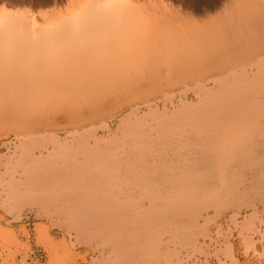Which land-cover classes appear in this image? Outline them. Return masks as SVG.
I'll return each mask as SVG.
<instances>
[{
  "label": "bare ground",
  "instance_id": "obj_1",
  "mask_svg": "<svg viewBox=\"0 0 264 264\" xmlns=\"http://www.w3.org/2000/svg\"><path fill=\"white\" fill-rule=\"evenodd\" d=\"M8 1H10V2L11 1L12 2H14V1L27 2V3H30L32 6L33 5H36V6L41 5L42 6V5H47V4L50 5L52 3H56L59 0H8ZM192 1L196 4L197 2L204 3L207 0H192ZM214 1H212L213 5L218 3V0H216L217 3ZM247 1L248 0H240L239 4L240 3L241 4H240V6L238 5L239 8H236V9L241 10L240 12L243 13L241 15L245 16V17L243 16L244 19L245 18L248 19L247 17H249L247 15V12H249V11H248V8L246 7V6H248V3L253 5V6H251V7H253V9L256 7V4L259 3V1H256V4H253L255 1L252 3L250 2V0L248 2ZM229 2H235V4H236V1H230L229 0ZM260 2H262L263 4L259 3V6L264 7V1H260ZM130 3H132V2L129 0H88L87 4H85V3H84L85 5L81 4L82 6L80 5V7H79V9H81V10L83 8V10H82L83 13L79 12V15L73 13L72 16L71 15L65 16V17L61 16L62 19L60 17L61 20H58L59 21L58 23L56 21L57 19L55 20L56 24H55L54 20H52V21H54V22H52V25H50L51 22H48L49 23L48 26L46 25L47 23H44L45 25L44 24L43 25H44V27L46 26L45 28L44 27L40 28L41 26L39 27L40 24L37 21L38 19L35 18L36 15L34 12H32L33 9H31L29 7H28V9L21 12L20 15H19V13L14 14L10 10H8L6 12V18L0 19V63L7 62L8 64L13 65V66H14V64H16L17 66L25 65L26 64L25 61H27L26 58H30L28 56L31 55L30 54L31 51H29V50H32L33 48H35L34 47L35 44L36 45H38V44L43 45L42 43H49V45H50V43H52V47L50 45V48H51V51H54L58 47V45H57V47H55L56 43H59V41H61V39L63 40L62 41L63 43L60 42V46H59L60 51H62L63 48L66 46L71 47L72 43H75L77 47L80 46V48H83V46H84V47H86V49L90 48L89 50H92L93 49L92 43L96 40V38H94L95 40L92 39L93 41L91 39H89V43H91V46H92V47H90L85 42L88 40V38L85 39V37L83 38L82 35H84L85 33H90V32H92L93 29L96 30V28H98V27L103 28V30H106L105 27L108 28L109 25H112L113 29H114V27H118V26L120 28L124 27L123 26L124 22H122V20H123L122 18L125 17V15L126 16L128 15L127 11L129 10V6H130L129 4ZM227 4L228 5L230 4V3H228V0H227ZM231 4H233V3H231ZM140 5L142 6V4H140ZM140 5L135 6L134 9H136V11H140L139 10V9H141ZM241 5H243V6H241ZM254 5H255V7H254ZM130 7L132 8V5ZM251 7H249L250 10H251ZM137 8H138V10H137ZM231 8H229V9H231ZM226 9H228V7ZM253 9H252V11H253ZM260 9H261V7L259 8V10ZM233 10H234V7H233ZM233 10H229L232 13L231 16H230V14H228L229 11L226 12V14L229 15V18L231 21L233 20V23L231 22L233 24L232 27L236 28V21L237 20H235V17H236L237 13L234 15L235 16L234 17L233 12H232ZM129 11L131 13V9ZM144 11H145V9H144ZM256 11L257 10L255 8V12ZM133 12H134V10H133ZM133 12H132V17L136 16V14L134 15ZM255 12L253 14L254 17L251 16L252 18H254V19H252L253 21H251V19L249 17L250 20L248 22L251 25L254 24L256 21V19H255L256 13ZM260 13H261V11L259 12V14ZM27 14L29 17L33 16L32 17L33 19L31 18V20H33V21H30V20L28 21L26 19V17H28ZM138 15L140 16V14H138ZM227 15H226V17H228ZM249 15H250V13H249ZM261 15L263 16V14H261ZM39 16L44 17L46 15L40 14ZM257 16H256L257 18H259V19L261 18V17H259L260 15H257ZM144 17L146 18V20H144L145 19ZM226 17L224 18L225 20H226ZM231 17H233L234 19ZM126 18H129V16ZM130 18H131V16H130ZM147 18L149 19V17L147 15L144 16V14H142V20H144L145 22L150 21ZM138 19L137 18L135 19V17L128 19L130 21L127 20L128 21L127 24L131 25L130 28H132V24H133V28H134V25L136 26V24H134L135 23L134 20H138ZM259 19L257 20V22H260ZM262 19H264V18H262ZM262 19H261V22H262ZM245 21H244V23H246L248 25L247 20H245ZM120 22H122L121 26H120ZM131 22H133V23H131ZM226 22H227V20L226 21L223 20V24L228 25V27H229V30H227V31L233 32V30L231 29L232 27L230 25L231 23L229 21H228L229 24ZM234 22H235V25H234ZM259 24H258V26L255 24L254 25L259 27L258 29L260 30L261 24H263V23H261L260 25ZM140 25L142 26V24H140ZM148 25H150V24H148ZM240 25H238V27ZM112 26L110 27V29L112 28ZM69 27H72L73 30L80 32V35L77 39L72 40L71 38L68 39L64 36V34L66 33V29L68 30ZM136 27H138L139 28L138 30H140V31L135 30V28H134V30L132 29L135 34L134 33L132 34V31L130 30L131 31L130 34H132L134 37H132L130 35L128 38V35L126 33L128 28L126 29V24H125V27L123 28V29H126L125 30L126 32H124V35L120 34L119 36L122 37V39H123V36H125V33H126L128 40L131 38L130 40H134V41L140 40L139 37L143 38L140 40V41H142V45L144 43H146V45H148V46H149L148 43L151 41L150 39L152 37H153L152 42H154V36L156 39H158V38L160 39V37L157 38L158 33L156 34V32H158L156 30H158L159 28L156 29V28L152 27L154 29V31H156V32H154V33L152 32L149 34L148 32H150V31L143 30V29H145V28H143L144 25L142 28L139 25ZM245 27L246 28L249 27V29L248 28L246 30L243 29ZM245 27H241L242 32H244L243 34L245 36L248 35V38L253 36L254 39H255V37L257 38V36L259 35L258 36L259 38H257V39L261 40V37H262V40H261L262 44H260V43H258V45L256 44L257 45V46L255 45L256 49L252 44L250 46L251 50H249L248 47H245V48H247L245 50V48H244L245 43H242V42L244 41L243 38L246 39L247 37H245L242 34L241 36H243V38H241L240 34L238 35V32L240 33L241 29H236V32H237L236 35L237 36H234L236 32L233 33V36H234L233 39L235 40V42L233 41L231 43H236V46H237V42H239L240 39H242V41H240V43L243 44L241 46H243L244 50H241L239 48H238L239 49L238 50L234 46V48H236L238 50V52L240 50L243 51V52L239 53V55H238V52L237 53L235 52L237 55L233 54L231 52L235 56L229 55V53L231 51L229 46L231 44L229 46L226 45L227 42L222 41V39L224 40V38H221V37H223L222 35H219V37L220 36L221 37L219 39H217L216 41L219 42L221 39L223 45L221 44V41L219 43L214 41L216 38L213 39V37H212V36H214L213 31L209 32V33H211V35L208 34L209 36L212 37V38L210 37L211 38L210 43H212L214 41L215 42L214 44L217 43L216 47H218V49L220 48L219 50L224 51L230 57L232 56L230 61H228L226 58H225L226 61H222L223 59L217 58L219 60V62H218L217 59L214 60V58H216V56L218 57V55H216L217 52L214 54L212 53V55L209 54L211 52H207V51L208 50L211 51L210 46H209V49L205 50V47L208 48V41L207 40L209 39V37H208V39H207V37H204V39L206 41L205 45H202V46L195 45L194 46V44H193L191 46V44L189 45V43H190L189 40L192 38H189V40L187 41L189 36L186 37L185 35H182V34H184V32L182 33L180 31H177L176 33L180 34L179 35V36H181L180 39L182 38L181 41L185 40L184 41L185 45L182 43L181 44H182V46H184L186 48V50H185V48H183L181 46H179V49H178L177 44H178L179 40L176 38H175V40H177V42H175V40L174 41L172 40L173 42L177 43V44H175V47H172V49H171L170 45L174 46V44L168 43L169 47L171 49L170 50L171 55L168 53V51L166 52V49L168 48V46H167L168 44L166 45L167 48L166 49L164 48L165 49L164 54H166V55L168 54L169 56L168 55L165 56L162 53L161 54L163 55V57H162V55H159L160 51H161L160 49L157 51L159 46L156 47L157 49L155 48L156 45L154 46V48L152 47V45H151V47L150 46L145 47L146 50L148 48L149 52L151 51L150 49H152V48L155 50L152 53L151 52L149 54L146 53V54H148L149 58L147 57V58H145V60L148 59V61H149V59L152 58L151 59L152 61H149V63L152 62L151 67H154L151 70L149 68L150 67L149 66L148 70H150V71H148L149 74H146V75H150V73H153L156 77L155 73H157V72L159 73L161 71V69L159 70V68L161 66L162 67L166 66L164 64V62L167 63V60L170 62L167 63L168 68L166 67V69L167 70L171 69L169 67V65L172 68H175V69L178 68V69H176L177 71L175 69H173V71L175 74L177 73L176 75H178L179 79L181 78L180 81H182V78H184L185 76L182 77L181 73L178 74L179 73L178 72L179 71V65H180L178 62H180L181 65L182 64H184V65L188 64L187 66L185 65L187 68H188V66H191L188 69H186V68L184 69L183 65H182V67L180 66V72L183 69H184V72L185 71L188 72L189 70H192V72H193V69H194L197 72V74H198V71H200L199 74H201V73L203 74L202 71H204V72L207 71L208 75L213 74V76H215V74H217L215 77H212L213 82L211 85H207L206 83L202 82L203 84L197 85L193 88L195 96L197 98L195 101L190 102V101L181 99V101H180L181 106L177 107L176 109H174L172 111L169 110L167 107V103L169 101L173 102V100L171 98L172 96L168 95V97L163 102V107H162L160 102H159L160 104H155V105L148 104L147 105V107H148L147 111L148 112L145 115H143L141 117L134 116L135 115L134 112H136V110H139L140 107L137 105L136 106L134 105V107L130 108L129 105L132 104L133 102L137 101V100H135L137 98L142 99V98H147V97H152V96L155 97L154 96L155 93L158 95L157 92L159 89L157 90V88H160V86L162 87V84H159V82H157L156 79H153L155 81L152 82L153 81L152 80L151 81L152 83L157 82L159 84V86H158V84L157 85L154 84L157 86V88L154 87V91H156V90L157 91L153 93V91H149L153 87V84L151 83L152 87H150L149 85L146 87V85H147L146 83L148 82V80H146L147 82L145 83V86H144V84H143V86H144L145 90L147 89L149 95H145V97H143L142 91H144V88H142L143 87L142 82L144 83L145 80L143 81L142 77L141 78H135V76L134 77L131 76L132 79H130L127 76L124 77V75L126 73L123 75V77L121 76V78H118V77L117 78L116 77H100V76L97 77L96 76V78H87V77L81 78L80 77V78H72L71 79L69 77V78L64 79V77H62L63 79H60V78L54 79V78L50 77V78H46V79L40 78L41 80H39V78L36 77L38 79L35 80L36 78L34 77L33 79L36 81V83L34 82V84H33L34 87H35V84L37 87L39 85V88L41 85L43 86L44 84H46V88H43V89H46V92L40 93V90L43 91L41 88H40V90L37 88L38 89L37 92H34V93L29 92V91L25 92L24 90H26V88H27V87H25V89L23 90L24 92H22L20 94H19V92H18V94L15 93L14 90H12L14 93L11 92L10 90H7V89H12L9 87L10 85L12 87H13V85L17 86L16 88H18V84L17 85L13 84L14 80L16 81L15 78L10 79L11 76L8 79L7 78L5 79V77H0V121L2 122L3 119L5 118L4 123L2 122V124H1V122H0V124L2 126H6L7 125L6 120L9 121L8 117L10 118V116L13 115V117L10 118L11 121H9V122L11 123V122H15L17 120L18 122L16 121L15 124L14 123H11V124H14V126L13 125L12 126L15 129H16V127H15L16 125L17 126L20 125L17 127L18 130H16V131H17V133L20 134L19 137H21V134L22 135L25 134L24 138H26L25 136L27 133L28 134L29 133L31 134L32 132L34 133L33 130L39 131V129L42 130L43 128L47 129L49 127L51 128L52 126H53L52 128L56 127L57 126L56 124L58 121H56V119H55L56 124L54 123V116L55 115L54 114L52 115L51 113H57V111L59 110L58 111L59 113L56 114V115H58V114L64 113V111H65L66 113H64V116L67 114V116L70 118L69 119L67 118L69 121L65 120L66 122L65 121L64 122L65 123L68 122L69 124L67 123L66 125L69 126V128H72L71 133L69 134L70 136H68V135L67 136L69 138H71V141L72 140L75 141L74 140L75 138H76V140L77 139L79 140V141H77V143L75 145H67V144L63 145L62 143L59 144V141H56V142H58L57 144L54 141H36V142L35 141H32V142L29 141L26 144H23L24 142L22 143L20 141L16 145L15 151L13 150L14 153L12 152L13 154L11 153L8 156L9 157L8 159H10V158L13 159V157H14L15 160L13 161V163L14 162L19 163L20 162L19 160H21V161L24 160L23 162L27 161V163H25V166H27L26 170H25L26 175L27 176L28 175L33 176V177L37 176L38 178H34V179L30 180L29 179L30 177L28 176V177H26V179L24 181H21V178L19 180L14 176L9 177L10 174H7V173H8V171H11V168H13V165L10 163L11 162V159H10L9 163H5L6 169H5V172H3L5 174L7 171L6 176H8L9 179L7 178V180H5V182H4L1 180L2 177L0 175V177H1L0 178V180H1L0 186L2 185L1 184L2 182L4 183L3 185H7V186H5V188L7 187L6 188L7 191H4L5 189L3 190V188H4L3 185L1 186L2 190L6 193L4 194V192H2L0 190V193L2 192L4 194L3 196L1 195L2 197H0V203H1L0 208L4 207L5 211L7 209V211H10V212H18L20 210L19 211V214H20V213H22L21 210H23L24 207H26V205L30 204L29 206H31V208H32L34 205L38 204V205H36V206H38V211H39V212L37 211L38 216H39V214H41V215L45 216L46 219L49 218L50 222L52 220L57 221V222H52V223H54V224L59 223L57 225H60V226L63 225V227L65 226V228H66L65 230H68L67 232H69V234H70V232L74 233L77 241L86 243L87 245L89 244L92 247V245L95 244L94 243L95 241L100 240V243L98 242L99 244L96 243V244H98V245H96L97 249H98V247H100V248L104 247V250H106L105 249L106 245H107V247H109V246L111 247V251L110 250H109V252L105 251L106 253H102L99 250L101 255L97 256V257H93L92 264H166V262H170L171 264H179L178 263L179 261L176 260V254H177L176 252H177L178 248L177 249L173 248V250H169L167 248H164L163 247L164 235L165 234L170 235L171 242L177 243L179 240L177 239L176 234L178 235V232H180V233L185 232V233H183L185 236V240L182 242L180 241V244L190 245L193 249L197 250V247H196L197 244H196L195 240H196V236L199 232V228H200V230H202L201 233L206 232L205 235H207V234L209 235V233H207V226L206 225L209 223L210 217H204V222L199 227V225H196L197 224V217L203 216V213L201 215H198V216H196V215H197V212L201 211L202 209H207L209 207H214L215 211H217V212L221 211L222 209L227 208L230 205L231 206H237L238 208H241L244 206L247 207V209L244 210V212L241 214L242 220L240 222L238 221L236 224L238 225L239 231L243 235L244 240L246 242L250 243V241L252 240V235L256 232V228H255V227H257L256 220L261 218V221L264 222V217H260V215H259L260 213L258 210V205H259V203H261L262 208H263L262 213L264 216V42H263L264 41L263 40L264 29L260 30V31H263L262 32L263 34L262 33L258 34L259 33L258 31H256V32L253 31V30H255L253 28L254 26L248 25ZM257 27H255V28H257ZM152 28L148 27L146 30H153ZM263 28H264V26H263ZM237 30H239V31H237ZM247 30H249V32H252L253 35H249L250 34L249 32H247V35H246L245 33ZM135 31L139 32L137 34L138 39H137V35H136ZM141 31H142V33H141ZM209 31H211V30H209ZM166 32H168V31H166ZM190 32H189V34L193 33V32H191V33ZM159 33H161L160 30H159ZM171 33L169 31V35L166 37L169 40H170L169 36ZM176 33L174 32V34H172L171 36L178 35ZM217 33L218 32H216V34ZM115 34H118V33H115ZM139 34L141 36H139ZM143 34H147V35L143 36ZM254 34L255 35L258 34V35L255 36ZM192 35H193V37L196 36L195 33H193ZM116 36H118V35H116ZM147 36H149V37H147ZM150 36H151V38H150ZM163 36L165 37V35H163ZM183 36H185L186 39H183V38H185ZM106 37L108 38V37H110V35H108ZM106 37H104V39ZM120 37H119V40H121V41H119V40L118 41L115 40V41L122 42L123 40L120 39ZM91 38H93V37H91ZM100 38H101V36L99 37V39ZM117 38L118 37H115V38L113 37L112 38L113 40L111 39L112 42H114V39H117ZM127 38H125V39L127 40ZM163 38H162V40H163ZM253 38H252V40H249V42H251V41L255 42L256 39L254 40ZM101 39L103 41L106 40V39L104 40L103 38H101ZM171 39H173V38H171ZM212 39H213V41H212ZM90 40L92 42H90ZM111 40H110V42H107L108 43L107 47L109 46L108 48L107 47L103 48V45L105 46L106 42H103V45L99 42L102 45L101 47L103 48V50H99V51H103V53H104V51H106L105 52L106 54L109 52V54H111V55H109V56L107 55L108 57H110V56L113 57L112 51H114V47H117L116 45H113L114 46L113 48H112V46H110L113 44L111 42ZM126 40L124 43L122 42L120 47L122 50L125 49V50H123L124 51L123 53H125V54L127 53L126 55H132L133 52L131 51L132 53L130 52L131 53L130 54L129 53L130 50H127L130 48L129 46H131L132 44L129 45L127 42L130 43V40L129 41L127 40V42H126ZM144 40H145V42H144ZM148 40H149V42H147ZM164 40H165V38H164ZM169 40H168V42H169ZM260 40L259 41L257 40V41L260 42ZM64 41L70 43V45H68ZM97 41H99V40L97 39ZM84 42H85V45L84 44L81 45ZM165 42H166V40H165ZM186 42H188V43H186ZM99 43H98V45H99ZM131 43H132V41H131ZM155 43H156V41H155ZM240 43H239V45H240ZM162 44H164V43H162ZM181 44L179 42V45H181ZM186 44L188 46H186ZM218 44H221V45H218ZM118 45H119V43H118ZM146 45L144 44V46H146ZM247 45H248V41H247ZM124 46H126L127 48ZM135 46L136 45H134V47H131V48H135ZM190 46L193 47V50L197 48L199 50V52L195 51V50L191 51L190 49H192V48ZM221 46H225L226 48L223 47L224 48V50H223V48ZM241 46H238V47L241 48ZM67 47L64 48L65 51H68ZM73 47H74V45H72L71 48H73ZM101 47L97 48V45H96V47H94L93 50L96 49L95 52H97V50ZM176 47L178 50H176ZM200 47H201V50H200ZM212 47H214V46L212 45ZM61 48H62V50H61ZM174 48H175L176 52L173 53L172 50ZM202 48H204L203 52L209 54L208 55L209 57L206 54H202L203 53ZM161 49H163V46ZM212 49H214V48H212ZM231 49H233V48H231ZM122 50L118 51L119 55L121 53L120 51H122ZM146 50H144V51H146ZM184 50H185V52H184ZM27 51L29 52L30 55L28 53H26ZM60 51H56L55 53H58ZM137 51L139 53V51H141V50H139V48H138ZM178 51H181V52H178ZM182 51L186 55L185 54L183 55ZM213 51L215 52V49ZM135 52H136V50H135ZM154 52L155 53L157 52L156 55ZM158 52H159V54H158ZM177 52H178V54H177ZM192 52H194V53H192ZM197 52L198 53L201 52L202 55L206 56L205 59L201 56L203 58V60H205L206 63L201 59V57H200V59H201L202 63H200L199 57L197 60V56H196V60H194ZM146 54L144 53L143 55L145 56ZM189 54L192 56L194 54L193 63H192L194 67L192 65H190L191 63L189 60L187 61V58L190 56ZM65 55L71 57V55H69V53H66ZM137 55H139V54H137V52H136V54L133 55V57L137 56ZM143 55H140L139 58L142 59ZM149 55H151V56H149ZM158 55L160 57H162V60L164 61L163 63L161 62V60H159L160 57ZM214 55H215V57H214ZM25 56H26V58H24ZM83 56H84V54H83ZM95 56H97L96 53H95ZM170 56L171 57L174 56V58L173 57L171 58ZM176 56H177V58H176ZM180 56H182V58H183L182 61H180L182 59ZM211 56H213V57L211 58ZM164 57H166V58H164ZM185 57H186V61H184ZM219 57H220V55H219ZM91 58H93V57H91ZM206 58H207V61H209L210 58L213 59L214 63H212L213 62L212 60L207 62ZM141 59H140V61H141ZM171 59L174 61L172 62ZM155 60L160 61V63L157 61L154 64L156 66L153 65ZM38 61H40V60H38ZM194 61H197V63L198 62L199 63L196 65V63ZM129 62H131V61H129ZM129 62H128V66L133 65L132 62H131L132 64L131 63L129 64ZM144 62H146V61H144ZM134 63L136 65V61ZM170 63H173V64L171 65ZM174 63H175V65L177 64L178 66L176 65L177 67H175ZM207 63L208 64L210 63L209 64L210 67L207 66L208 65ZM250 63H253L252 67H247L248 64H250ZM143 64H144L145 69H147V66H148L147 62L143 63ZM145 64H146V66H145ZM202 64H204L205 67ZM34 65H36V63ZM124 65L127 66V64H124ZM140 65H142V64H140ZM157 65H159L160 67L159 66L157 67ZM163 65H165V66H163ZM201 65H202V67H201ZM29 66H31V65H29ZM114 66H117V68H118V63H117V65L115 64ZM120 66H123V65H121L119 63L118 69H121ZM137 66H138V64H137ZM137 66H136V68H137ZM156 67L158 69L157 72H156V70H157ZM117 68H116V70H118ZM195 68L196 69L199 68V70H196ZM205 68H206V70H205ZM105 69H107V72H109V71H110V73L113 72L109 68H105ZM105 69H103L104 71L98 70V72L101 71L100 74L102 73V71L107 73ZM130 69H132V68H130ZM162 69H164V68H162ZM209 69H210V71H209ZM87 70L88 69H86L85 71L87 72ZM27 71L29 72V70H27ZM85 71L83 70L84 73H85ZM138 71H139V69H138ZM163 71H164V73H160V75L165 74V70H163ZM195 71L193 72V74L196 73ZM12 72H14V71L12 70ZM118 72H119V70H118ZM124 72H125V70H124ZM134 72L136 73V71H134ZM189 72L186 74L184 73V74L186 76L191 75L192 73L191 72L189 73ZM209 72H210V74H209ZM32 73L35 74V71ZM113 73H112V75H113ZM128 73L131 74L130 71H128ZM12 74H14V73H12ZM16 74H17V72H16ZM116 74H114V75H116ZM142 74L144 75V71H142ZM153 74H151L152 76L150 75L151 78L154 77ZM193 74H192V76H193L192 78L190 77V78L186 79V77H185V79H186V80L184 79L185 82L189 81V79H191V81L193 78L195 79L197 75H195V74L193 75ZM118 75H120V74H118ZM169 75H170V73L168 70V72H166V74H165L166 78H165V76H164V78H162L163 76H161V78H159L160 83H162L164 81L163 82L164 85L161 88V91L159 90V93L162 92L163 89L165 90L166 87L168 88L170 85H171L170 87H172V86H175L177 84H180V82L176 83V81H174L175 80V78L173 77L174 75L173 76L172 75L169 76ZM176 75H175V77H177ZM203 75H205L204 76V78H205L206 74H203ZM203 75L201 77H203ZM38 76H42V75H38ZM171 76H172L171 79H167V78H170ZM13 77H15V75L12 76V78ZM22 77H24V76H21L20 78H22ZM30 78H32V76H30ZM145 78H146V76H145ZM148 78H150V77H148ZM178 78H176V79H178ZM210 78H211V76H210ZM20 80H17V81H20ZM165 80H167V82L169 81V84L170 83L171 84L170 85L167 84V82H165ZM200 80H202V78ZM23 81H24V83L26 82L25 80H23ZM173 81H174V83H173ZM177 81H179V80H177ZM196 81H197V79H196ZM28 82H29V79H28ZM182 82H181V84L185 83V82H183V83ZM204 82H206V81H204ZM25 84L27 85V83H25ZM30 84H31V81H30ZM30 84L28 87H30L32 85V84L31 85ZM165 84H167V86ZM192 84H194V83H192ZM55 86L56 87L58 86L57 90H59V91H56V90L53 91L54 88L56 89ZM149 87H150V89L148 90ZM175 87L177 88L178 86H175ZM16 88L14 87L15 90H16ZM23 88L24 87H22V89ZM35 88L32 87L31 90L36 91ZM155 88H156V90H155ZM173 88H172V90H173ZM176 88H174V89H176ZM179 88H181V85ZM22 89H21V91H22ZM164 90H163V92H164ZM147 91L145 93H147ZM175 91L178 92V90H175ZM27 92H28V94H27ZM150 94H152V96ZM159 96L160 95H158V97ZM152 99L154 100V98H152ZM155 99H156V97H155ZM159 99H157V101ZM161 100H162V98H161ZM147 103H149V102H147ZM154 103H155V101H154ZM149 106H150V108H149ZM151 106H155V107L152 108ZM127 107L130 109L124 116L121 117V119H120L121 121L119 123V125H120L119 128L121 129V132H123L122 138L124 141L113 142L112 144H109V145L98 144L96 142L94 144H91L88 141V138H89L88 134H84V133H86L88 130L93 129V128L89 127V126L93 125V122H95V121L97 122V121L101 120L103 118L101 116L104 115L105 113L107 114L108 110H110L112 108H113L112 109L113 113H114V110H116L114 108H117V111H115V112H117V114L119 112L118 115H120V112L124 111V109ZM60 111L61 112L63 111V112L60 113ZM132 113L134 115L131 116ZM46 114H48L50 117ZM115 114H111V115L114 116ZM109 115H110V113H109ZM60 117H63V116L60 115ZM14 118H15V120H13ZM51 120H52V122H51ZM9 122H7L8 125H9ZM20 122H22V123H20ZM16 123H20V124H16ZM47 123H49V124H47ZM50 123H51V125H50ZM59 123H61V122H59ZM71 123H74V124H71ZM3 124H5V125H3ZM22 124H24V125L27 124V126L24 127V126H22ZM37 124H38V126H37ZM42 125H44V127ZM45 125H47L46 128H45ZM59 125L62 127L61 124H59ZM10 127L9 126H7V128L4 127V129L6 128L8 130V128H10ZM13 127H11V128L13 129ZM61 127H60V129L65 128V127L64 128H61ZM52 128H51V130H52ZM31 129H33V130H31ZM58 130H59V127H58ZM13 131H15V130H13ZM8 132H10V130H8ZM142 132L146 136L149 137V140L142 141ZM67 133H69V132H67ZM78 133H82V135L77 136ZM28 134H27V139H29L30 137L35 138L34 136L29 137ZM50 135L46 138L47 140H54V139L56 140L57 139L56 137H52ZM153 136H154V138H152ZM22 139H23V136H22ZM161 139L164 141H168L171 139L178 141V145H175L174 149L179 150V151H186L187 153L192 152L190 154H192L194 156V161H192L189 158H186L185 156L180 154L182 156L180 157L178 163L173 164V162H172V163H170V165L169 164L168 165L163 164V170L165 172L164 175L159 177L158 179H153L149 175L152 174L151 169L156 167V163L159 160L152 158V160L150 161L147 158H143V157L147 156L148 154H152L154 151H157L156 146L159 144L160 141H156V140H161ZM189 141H193V142H189ZM50 143H52V145L54 143L55 145L53 146V150L48 152V150L46 148L48 147V145H50ZM191 143L192 144L195 143L194 146H192ZM170 145H172V142H167L166 146L169 147ZM36 148H38V149L42 148L43 150H46L48 153L46 155L44 154V156H42L41 154L40 155L38 154L39 156L35 155L36 153H34V152H35ZM99 151H101V152L99 153ZM153 155H156V154H153ZM0 158H1L0 159V162H1V160H3V159H2V157H0ZM6 159L7 158H5V160ZM5 160L3 161V163L5 162ZM64 161L70 162L72 164H77V162H78V165H79L80 161H83V162H85V163H83V166H88V168L83 171V168H80V166H82V165H80L78 167L74 166L71 169V173H70L69 177H65L64 167L62 164ZM142 161L144 162L143 165L147 166V168L143 169V170H142ZM23 162H22V165H23ZM1 164H2V162H1ZM10 164L12 165L11 168L9 167ZM3 166H5V165H3ZM35 166H38V167H35ZM89 169H92L93 171L89 172ZM15 173H17V172H15ZM4 178H6V177L4 176ZM84 187H88L91 189H87ZM69 191H71V192H69ZM63 192H65V195H67L68 193L74 194V192H75L76 195H74V197L80 198L79 200H82L84 203H86V201H88V203L91 201H94L92 199L93 193L99 194V196L102 197V202H101V204L97 205L96 207H98V210H100V208H106L108 210V215H107L108 221L106 223H102V222H96L94 220H91L94 222V223L91 222V224L97 225V227L94 228L92 225L89 224L90 220L85 221L81 217L80 218L83 221V222L79 221L81 224L76 222L78 220L73 221L72 219H70L72 217V215H67L69 217V218H67L68 220L64 219V217L66 215V213H65V215L63 216V214H64L63 210L64 209H65L64 212H67L69 214V211H70V214L72 213L71 210L66 209V206L68 205L69 201H67L68 203L65 207H63L64 208L63 209L62 208L63 205L56 206L54 204V202L50 201L48 199V195H44L42 198L40 196V198H39L40 193H43V194L49 193L50 194L49 196H52V194L54 193L57 196L58 193H59V195H61V193H63ZM28 194H31V195L28 196ZM73 194H72V196H71V194L67 195V196L73 197ZM73 199L75 200V198H73ZM74 200H73V202H74ZM60 202H61V200H60ZM70 203H72V201H70ZM76 205L78 206V202ZM79 205H81V203ZM85 206H86V204H85ZM60 207L63 210H60ZM27 208L30 209L29 207H27ZM33 208H35V207H33ZM77 208H80V207H77ZM71 209H72V207H71ZM36 210H37V208H36ZM86 210H87V208H86ZM7 211H6V214L8 215L9 213ZM32 211H33V209H32ZM83 211L85 212V210H83ZM88 211H89V208H88ZM116 211H121L122 214L121 215H119V213L114 214ZM73 212L75 213V211H73ZM90 212H92V211H90ZM90 212H89V215H90ZM241 212H242V210H241ZM79 213H80V210H79ZM81 213H83V212L81 211ZM35 214H36V212H35ZM113 214H114V216H113ZM238 214H240V213H238V209H237V211L235 212L234 215H238ZM0 215L5 216L4 213L0 214ZM41 215L39 217L40 219H41ZM83 215H84V213H83ZM85 215H87L86 212H85ZM9 216H10V214H9ZM61 216H63V219L61 218ZM18 218H20V216L18 217V215H17L16 219H18ZM77 218L80 220L79 217H77ZM178 218L186 219L187 224L185 226H183L182 228H179V226L177 224ZM50 219H52V220H50ZM98 220H99V218H98ZM35 224H37V223H35ZM38 224L40 225L39 222H38ZM41 224L43 225V223H41ZM54 224H52V225H54ZM39 225H36V226L38 227ZM0 227H2V226H0ZM50 227H52V226H50ZM91 227L94 228V231L98 228L97 231H100V232H98V233L94 232ZM3 228H5V227H3ZM44 228L47 229L46 225H45V227H43V229ZM210 228H211V226H210ZM258 228H259V225H258ZM36 229L34 228V230H36ZM40 229H41V227H40ZM260 229L262 230V228H260ZM8 230L10 232H12V230H10V228H9V229L5 230V232H3V233H8L9 232ZM230 230H232V229H230ZM1 231L2 230H0V232ZM3 231H4V229H3ZM103 231L104 232L106 231L105 234L103 233ZM43 232L46 233L47 237H50V236H48L49 234L47 232H45V229H44V231L42 230V233ZM211 232H213V230ZM260 232H262V231H260ZM25 233H26V231H25ZM72 236H73V234H72ZM200 236H201V234H200ZM2 237H4V236H0V238H2ZM39 237H41V236H39ZM66 238H64V239H66ZM3 240L6 242L5 239H3ZM238 241H240V240H238ZM11 242L7 241L6 242L7 244L4 242L3 243L7 246L8 243H11ZM14 242L15 241L13 239L12 243H14ZM46 242L49 244L48 241H45L44 244H46ZM52 242H53V240H52ZM52 242H51V244H52ZM57 242H58V240H57ZM55 243L56 242H54L53 244H55ZM58 243L59 244L62 243V244H60L61 245L60 248L63 247V249L65 248V246L69 245L65 241H63V242L61 241ZM65 243H66V245H65ZM83 243H81V244H83ZM239 243L240 242H238V244ZM19 244H21V243H17V246ZM44 244H43V247H44ZM48 244H46L47 248H48ZM51 244H49L50 252H51V250H53L52 249L53 247ZM76 244H79V243L76 242ZM86 244H85V246H86ZM108 244H110V245H108ZM260 244H262V243H260ZM10 245H12V244H10ZM32 245H34V244H32ZM89 245H88V247H89ZM255 245H256V243H255ZM57 246H58V244H57ZM26 247H27V245L25 246V248ZM91 247H89V248H91ZM239 247H242V245H240ZM255 247L258 248L260 246L256 245ZM56 248H58V247H56V245H55L54 250H57ZM260 249H262V248H260ZM232 250H234V249H232ZM67 251L69 252V255L71 254V256L73 254L72 252H74L73 250H71V252H70L69 249L66 250V253L64 251V254H63V252H61L62 256L64 255V257H63L64 259H68L70 257V256L69 257L66 256V255H68ZM222 251H224L227 255H229L231 253V246L228 243H226L225 245H223ZM256 251H257V249H256ZM94 252H96V251H94ZM233 252H235V251H233ZM75 253H77V252H75ZM56 254H58V253H56ZM74 255L75 254H73V256ZM77 255L78 254H76V256ZM82 256H84V255H82ZM6 257L8 258L9 256L7 255ZM74 257H70V258H74ZM7 258H6V260H7ZM10 258L14 259L12 256ZM61 258L62 257H60V259ZM63 258H62V260H63ZM57 259L53 258L51 263H53V262L56 263L58 261L60 262V259L59 260H57ZM54 260H56V261H54ZM71 260L72 259H70L69 261H71ZM73 260H75V259H73ZM73 260H72V262H73ZM11 262H7V263H11ZM21 264H23V263H21ZM49 264H50V262H49ZM56 264H58V263H56ZM59 264H61V263H59ZM90 264H91V262H90ZM244 264H246V263H244Z\"/></svg>",
  "mask_w": 264,
  "mask_h": 264
},
{
  "label": "rangeland",
  "instance_id": "obj_2",
  "mask_svg": "<svg viewBox=\"0 0 264 264\" xmlns=\"http://www.w3.org/2000/svg\"><path fill=\"white\" fill-rule=\"evenodd\" d=\"M129 1H131L132 3H130L129 5L131 6L132 5V8L129 6V10L131 9V13H130V11L128 10L127 11V16L125 15V17H123L122 19V22H124L122 25L125 27V24H126V29H127V32L125 31L126 29H123L124 27H114V29H113V26L112 25H109L108 26V28L107 27H105V29L106 30H103V28H101V27H98V28H96V30H92V32H90V33H85L84 35H82V37L84 38L85 37V39H87L88 38V40L87 41H85L87 44H88V46H90V47H92L91 46V43H89V39H94V38H96V40L92 43V45H93V49H94V47H96V45H97V48L98 47H101L102 45H103V42H106V44H105V46L103 45V48H105V47H107V45H108V43L107 42H110V40L114 37H118L117 39H114V42H112V40H111V42L113 43L112 45H110V46H112V48L114 47L113 45H116L117 47H114V51H112L113 52V54H112V56L113 57H108L109 55H111V54H109V52L106 54L105 52L106 51H104V53H103V51H99V50H103V48L101 47V48H99L98 50H97V52H95V50H89V49H86V47H84L83 46V48H80V46L79 47H77L76 46V44L75 43H72L71 44V47H72V45H74V47L73 48H71L70 46H66L67 47V50L68 51H65V49L64 48H66V47H64L63 48V50H62V48H61V50L62 51H60L59 50V46H60V42L61 43H63L62 41V39H61V41H59V43H56V45H55V47H57V45H58V47L54 50V51H51V48H50V45H51V47H52V43H50V45H49V43H42L43 45H41V44H38V45H34V47L35 48H33L32 46V50H29V51H31L30 52V54H29V52L27 51L26 53H28L30 56H28V57H30V58H26V56L24 57V58H26L27 59V61H25V65H20V66H17L16 64H14V66L13 65H10V64H8L7 62H5V63H0V77H5V79L7 78H10V76H11V78L10 79H16V81L14 80V82H13V84H18V88H16L17 86H14L13 84V87L10 85L9 87L10 88H12V89H7V90H10L11 92H13L12 90H14V92L15 93H17L18 94V92H19V94L20 93H22V92H26V91H29V92H37V90L39 89L40 90V88L43 90V91H41L40 90V93H42V92H46V89H43V88H46V84H44L42 87L40 86V88H39V85H38V87L36 86V84H35V87H34V82L36 83V81L35 80H37L38 78H39V80H41L40 78H54V79H63L62 77H64V79H66V78H83V77H87V78H96V76L97 77H118V78H121V76L123 77V75H124V77H129L130 79H132V77H134L135 76V78H141L142 77V79H143V81H144V83L142 82V86H143V84H144V86H145V83L147 82L146 80H148V82L146 83L147 85H146V87L149 85L150 87H152V84H153V87L151 88V90H149L150 89V87L148 88V90L149 91H153V93L154 92H156L158 89L161 91V88L163 87V82L162 83H160V81H159V78H161V76H163L162 78H164V76H165V74H166V72H168V70H169V73H170V75H174L173 77L175 78V80L174 81H176V83L178 82H180V84H177V85H175V86H178L177 88L175 87V86H172V87H170L171 85V83L169 84V81L167 82V80H165V82H167V84H169L168 86V88L166 87V89L164 90V92H163V90H162V92H160L159 93V90H158V95H160L159 97H158V95L156 94H154V96L156 97V99H155V97H153L152 96V94H150L152 97H147V98H140V99H135V100H137V101H135V102H133L132 104H130L129 106H130V108L131 107H134V105L136 106H139L140 108H139V110H136V112H134V114L132 113L131 114V116L132 115H134V116H137V117H141V116H143V115H145L148 111V107H147V105L148 104H151V105H155V104H160L161 103V105H162V107H163V102H164V100L168 97V95L170 96H172L171 98H172V100H173V102H171V101H169L168 103H167V107H168V109L169 110H174V109H176L177 107H180L181 106V103H180V101H181V99H183V100H187V101H190V102H193V101H195L197 98H196V96H195V93H194V90H193V88L195 87V86H197V85H200V84H203V83H206L207 85H211L212 84V82H213V78L212 77H215L217 74H215V76H213V74H211V75H208V73H207V71H202L203 72V74H206V77L204 78V76L205 75H203L202 73L201 74H199L200 73V71H198V74H197V72L193 69V72L195 71L196 73H194L195 75H197L196 76V78L194 79H192V81H191V79H189V81H186L185 82V80L187 79V78H192L193 76H192V74H193V72H192V70H189L192 74L191 75H185L186 73H188V72H184V69L186 68V69H188L189 67H191V66H188V68L184 65V64H182L183 66H184V69L183 70H181V72H180V66L182 67V65H181V63L180 62H176L178 65H179V73L178 74H182V77H186V79H185V77L184 78H182V81L183 82H185V83H183L182 81H180L181 80V78L179 79L178 78V75H176L175 73H174V71H173V69H175V68H172L170 65H169V67L171 68V69H166V67L168 68V66H167V63L168 62H170V61H168L167 60V63H165L163 60H162V57H163V55L162 54H164L165 53V49L167 48V46H168V48L166 49V52L168 51V53L170 54L171 53V49H172V47H175V44H177V43H175V42H177V40H175V38L176 39H178L179 41H178V49H179V46H181V47H183V48H185L184 46H182V44H184L185 45V40L184 41H181V39H180V37L181 36H179L180 34H178V33H176L177 31H180V32H184V34H182V35H185L186 37H188V39H187V41L189 40V38H192V39H190L189 40V45L191 44V46L194 44V46L195 45H197V46H202V45H205V39H204V37H207V39H208V37H209V39L207 40L208 41V48H206L205 47V50H207V49H209V46H210V48H211V51H207V52H211V53H209V54H211L212 55V53L214 54V53H216V55H218V57L216 56V58H214V60L215 59H217V58H221V59H223L222 61H226L225 60V58L228 60V61H230L231 60V57L230 56H228V54L227 53H225L224 51H222V50H219L218 49V47H216V44L217 43H219L220 41H221V39H220V41L219 42H217L216 40L217 39H219L220 37H219V35H222L223 37H221V38H224V40L222 39V41H226L227 43H226V45H230L229 46V48H230V53L232 52L233 54H236L237 52H238V50L239 49H241V50H244V48L245 47H248L249 48V50H251L250 49V46L253 44V46L255 47V49H256V46L258 45V43H260V44H262L261 43V40H262V37H261V40L260 39H257V38H259L258 36V34H261L263 31H260V30H262V29H264L263 28V26H264V19H262V18H264L263 16H264V7H262V6H259V3L260 4H263L262 2H260V1H264V0H250V2L252 3V2H254L253 4H256V1H259V3L258 4H256V7H255V5H254V7L256 8V10L258 11L259 10V8L261 7V9L257 12H255V8L253 9V7H251V6H253L252 4H249L248 3V6H246L247 8H248V11L249 12H247V15L250 17V19H251V21H253L252 19H254V18H252V17H254V12L256 13V15H255V19H256V21H255V25H257L258 26V24L261 22V19H262V22L261 23H263V24H261V29L259 30L258 28L259 27H257V26H255L254 24H249V17H247L248 19H244V17L241 15V14H243V13H241L240 11L241 10H239V9H236V8H239V6H240V4H239V1L240 0H230V1H236V4H235V2H229V0H228V3H230L229 5L227 4V0H218V3L216 2V0L214 1V0H207V1H205L204 3H199V2H197L196 4L192 1V0H129ZM212 1H214V2H216L217 4H215V5H213V2ZM249 1V0H248ZM247 1V2H248ZM88 3V0H59L58 2H56V3H52V4H50V5H40V6H36V5H31L30 3H27V2H18V1H14V2H10V1H6V0H0V19L1 18H3V19H5L6 18V12L8 11V10H10L11 12H13L14 14L16 13V14H18L19 13V15H20V13L21 12H23L24 10H26V9H28V7L29 8H31V9H33V11L32 12H34L35 13V18L36 19H38L37 21H38V23L40 24L39 25V27L40 28H43L44 27V23H47L46 25L48 26V22H51L50 23V25H52V22H54L56 19V21H57V23L59 22L58 20H61L62 19V17H65V16H72L73 15V13L74 14H78L79 15V12L81 13L82 12V10H83V8H82V10L81 9H79V7H80V5L82 4V5H85V4H87ZM209 2V3H208ZM242 2V1H241ZM85 3V4H84ZM136 3V4H135ZM231 3H233V4H231ZM140 4H142V6L140 5ZM212 4V5H211ZM81 5V6H82ZM137 5H140V7H141V9H139L140 11H136V9H134L135 8V6H137ZM234 5V6H233ZM239 5V6H238ZM224 6V7H223ZM241 6H243V5H241ZM259 6V7H258ZM148 7V8H147ZM228 7V9H226ZM232 7V8H231ZM233 7H234V10H233ZM249 7H251V10L249 9ZM229 8H231V9H229ZM143 9V10H142ZM144 9H145V11H144ZM148 9V10H147ZM150 9V10H149ZM236 9V10H235ZM252 9H253V11H252ZM133 10H134V12H133ZM137 10H138V8H137ZM227 10V11H226ZM229 10H233L232 12H233V16L236 14V17H235V20H237L236 21V28H234V27H232L233 26V20L231 21L230 20V18H229V15H227L226 14V12H228ZM78 11V12H77ZM136 11V12H135ZM237 11V12H236ZM239 11V12H238ZM261 11V13L259 14V12ZM77 12V13H76ZM132 12L134 13V15L136 14V16H134L135 17V19L137 18H139L138 20H134V24H136V26H140L141 28L143 27V25H144V27L143 28H145V29H143V30H145V31H150V32H148L149 34L150 33H154V32H156V31H158V32H156V34L158 33V36H157V38L158 37H160V39L162 40V38L164 37L163 35H165V40H166V42H165V40H164V38H163V42L158 38V39H156L155 38V36H154V42H152V38H151V36H150V42H149V40L147 41V42H149L148 44H149V46L151 47V45H152V47L154 48V46H155V48L156 47H158L159 46V48L157 49V51L160 49L161 51H160V54H159V52H158V54L159 55H162V57H160L159 55V57H160V59L159 60H161V62L163 63L164 62V64L166 65H163V66H165V67H160L159 65H157V67L159 66L160 68H159V70L161 69V71L158 73L157 71H158V69H157V67H156V72L157 73H155L156 74V77H155V75L153 74V73H150V75L151 74H153L154 75V77L153 78H151V76L150 75H146V74H149L148 73V71H150V70H148L149 68L152 70L154 67H151V64H152V62L151 63H149V61H152L151 59L152 58H150L149 59V61H148V59H146L145 60V58H147L148 57V54L151 52H153V51H155L153 48L152 49H150L151 51L149 52V50H148V48H147V50H146V48L145 47H149L148 45H146V43H144L145 42V40H144V44L146 45V46H144V44L142 45V41H140L141 39H143V38H140L139 37V39L140 40H136V41H134V40H130V43L129 42H127V40H128V38H129V36L131 35L132 37H134L132 34L134 33V28H135V30H137V31H140V30H138L139 28L138 27H136L135 25H134V28H133V24H132V28H130L131 27V25L129 24H127L128 23V21H130V20H128V19H131V18H134V17H132ZM83 13V12H82ZM249 13H250V15H249ZM258 13V14H257ZM40 14H43V15H46V16H44V17H40L39 15ZM138 14H140V16L138 15ZM142 14H144V16H148L149 17V19L148 20H150V21H144V20H146V18L144 19V20H142ZM228 14H230V16H231V11H229V13ZM252 14V15H251ZM261 14H263V16L261 15ZM226 15L228 16V17H226ZM257 15H260L259 17H261L260 19L259 18H257L258 16ZM27 16H28V14H27ZM62 16V17H61ZM129 16V18H126V17H128ZM130 16H131V18H130ZM242 16V17H241ZM252 16V17H251ZM257 16V17H256ZM33 16H31V17H26V19L29 21H33V20H31V18H32ZM60 17H61V19H60ZM226 17V20H227V22L226 23H228L229 24V22L231 23L230 25H231V29L233 30V32L232 31H227V30H229V27H228V25H225V24H223V20L224 21H226L224 18ZM29 18V19H28ZM126 18V19H125ZM231 18H233V17H231ZM2 19V20H3ZM33 19V18H32ZM141 19V20H140ZM229 19V20H228ZM234 19V18H233ZM240 19V20H239ZM244 19V20H243ZM259 19V21L260 22H257V20ZM52 20H54V21H52ZM121 20V19H120ZM126 20V21H125ZM128 20V21H127ZM234 20V21H235ZM245 20H247V22H248V25H250V26H254L253 28L255 29V30H253V31H258L259 33L258 34H256V35H258L257 36V38L255 37V39L253 38V36L252 37H250V38H248V35H247V32H249V30H247L246 31V35L247 36H245L243 33L244 32H242V29H241V27H245V26H248L246 23H244V21ZM56 21H55V24H56ZM132 21V20H131ZM145 23H144V22ZM229 21V22H228ZM250 21V22H251ZM122 22H120V26H121V23ZM246 22V21H245ZM130 23V22H129ZM131 23H133V22H131ZM144 23V24H143ZM253 23V22H252ZM258 23V24H257ZM42 24V25H41ZM44 24V25H43ZM54 24V23H53ZM140 24H142V26L140 25ZM148 24H150V25H148ZM241 24V25H240ZM259 24V25H260ZM225 25V26H224ZM229 25V26H230ZM234 25H235V22H234ZM238 25H240L239 27H238ZM243 25V26H242ZM112 26V28L110 29V27ZM46 27V26H45ZM44 27V28H45ZM148 27H153V28H159L158 30H156V31H154V29L153 30H146ZM228 29H227V28ZM255 27H257V28H255ZM72 27H69V29L67 30L66 29V33L64 34V36L66 37V38H71L72 40H74V39H77L78 37H79V35H80V32L79 31H76V30H73V28L71 29ZM248 29H249V27H247ZM246 27L245 28H243V29H247ZM120 29V30H119ZM133 29V30H132ZM150 29V28H149ZM236 29H241V32L239 33L238 32V35L240 34V36L243 34L245 37H247L246 39L245 38H243V36H241V38H243V42L242 43H245L244 44V48H243V46H241V45H243V44H241L240 43V41H242V39H240V41L239 42H237V46H236V43H231V42H235V40L233 39L234 38V36H237L236 34H237V32H236ZM257 29V30H256ZM111 30V31H110ZM116 30V31H115ZM124 30V31H123ZM132 31V34H130L131 33V31ZM159 30H160V32L162 33H159ZM164 32H162V31ZM209 30H211V31H209ZM235 30V31H234ZM119 31V32H118ZM130 31V32H129ZM137 31H135L136 32V35L139 33V32H137ZM144 31V32H145ZM166 31H168V32H166ZM169 31H170V36H169V38H170V40L168 39V38H166L168 35H169ZM176 33V34H178V35H173V36H171L172 34H174V32ZM193 32V33H195V37H193V33L192 34H189V32ZM213 31V34H214V36H212L213 37V39L214 38H216L214 41L215 42H217L216 44H214L215 42L213 41V39H212V43H210V41H211V36H209V35H211V33H209V32H212ZM237 31H239V30H237ZM244 31V30H243ZM94 32V33H93ZM121 32V33H120ZM124 32H126L127 33V35H128V38H127V35H126V33H125V36H123V39H122V37H120L119 35L120 34H122V35H124ZM190 32V33H191ZM216 32H218L217 34H216ZM234 32H236L235 33V35L233 36V33ZM254 32V33H255ZM115 33H118V34H115ZM141 33H142V31H141ZM140 33V34H141ZM146 33V32H145ZM220 33V34H219ZM250 34L249 35H253V33L252 32H249ZM135 34V33H134ZM139 34V36H141ZM148 34V35H149ZM167 34V35H166ZM189 34V35H188ZM209 34V35H208ZM263 34V33H262ZM108 35H110V37H106V36H108ZM116 35H118V36H116ZM144 35H147V34H143V36ZM152 35V34H151ZM161 35V36H160ZM255 35V34H254ZM255 35V36H256ZM97 36V37H96ZM101 36V38H103L104 39V37H106L104 40L105 41H103L101 38V40L99 39V37ZM142 36V37H143ZM153 36V35H152ZM176 36V37H175ZM185 36H183V37H185ZM192 36V37H191ZM261 36V35H260ZM263 36V35H262ZM91 37H93V38H91ZM119 37H120V39H122L123 41V43L125 42V38H127V40H126V42L129 44V45H131V46H129L130 48L129 49H127V50H130L129 51V53L131 52L132 53V55H126L125 53H123L124 51L123 50H125V49H121V47H120V45L122 44V42H117L118 40H119ZM147 37H149V36H147ZM179 37V38H178ZM186 37L185 38H183V39H186ZM211 37V38H210ZM239 37V36H238ZM110 38V39H109ZM136 38V37H135ZM171 38H173V39H171ZM240 38V37H239ZM252 38L255 40V42H253V41H251V42H249V40H252ZM97 39L99 40V41H97ZM109 39V40H108ZM125 39V40H124ZM137 39H138V35H137ZM146 39V38H145ZM156 39V40H155ZM237 39V38H236ZM248 39V40H247ZM90 40V42H92ZM108 40V41H107ZM115 40H117V41H115ZM128 40V41H129ZM159 40V41H158ZM168 40H169V42H168ZM175 40V42H173V41ZM260 40V42H258V41ZM263 40H264V37H263ZM66 41V40H65ZM64 41V42H65ZM119 41H121V40H119ZM131 41H132V43H131ZM134 41V42H133ZM155 41H156V43H155ZM222 41H221V44H222ZM246 41V42H245ZM247 41H248V45H247ZM85 42L84 43H82L81 45H85ZM99 43V45H98V43ZM159 42V43H158ZM166 43L165 45L164 44H162V43ZM171 42V43H170ZM179 42H180V44L181 45H179ZM257 42V43H256ZM264 42V41H263ZM65 43H67L68 45H70V43H68V42H65ZM118 43H119V45H118ZM161 43V44H160ZM174 44V46H172V45H170V47H171V49H170V47H169V44ZM186 43H188V42H186ZM239 43H240V45H239ZM90 44V45H89ZM111 44V43H110ZM159 44V45H158ZM168 44V45H167ZM207 44V43H206ZM214 46V47H212V45ZM221 44H218V45H221ZM225 44V43H224ZM250 44V45H249ZM257 44V45H256ZM45 45V46H44ZM78 45V44H77ZM80 45V44H79ZM134 45H136L135 46V48H131V47H134ZM138 45V46H137ZM167 45V46H166ZM223 45V44H222ZM225 45V46H226ZM246 45V46H245ZM256 45V46H255ZM38 46V47H37ZM47 46V47H46ZM54 46V45H53ZM64 46V45H63ZM62 46V47H63ZM162 46H163V49H161L162 48ZM165 46V47H164ZM186 46H188L187 44H186ZM190 46V47H191ZM225 46H221L222 48L223 47H225ZM234 46L238 49H236V48H234ZM238 46H241V48L240 47H238ZM54 47V48H55ZM82 47V46H81ZM109 47V46H108ZM107 47V48H108ZM124 47H126V46H124ZM137 47V48H136ZM161 47V48H160ZM189 47V48H190ZM204 47V46H203ZM220 47V46H219ZM259 47V46H258ZM257 47V48H258ZM50 48V49H49ZM85 48V49H84ZM111 48V49H112ZM127 48V47H126ZM138 48H139V50H143L142 52L141 51H139V53H138ZM145 48V49H144ZM165 48V49H164ZM182 48V49H183ZM192 49H190L191 51L193 50V47H191ZM195 48V47H194ZM199 48V47H198ZM212 48H214L215 49V52L213 51L214 49H212ZM226 48V47H225ZM231 48H233V49H231ZM243 48V49H242ZM253 48V47H252ZM53 49V48H52ZM110 49V50H111ZM169 49V50H168ZM177 49V47H176V50H178ZM188 49V48H187ZM203 49L204 48H202V52H203ZM236 49V50H235ZM247 48H245V50H246ZM254 49V48H253ZM119 50H122V51H120L121 53H120V55H119V53H118V51ZM135 50H136V52H137V54H139V55H137V56H134L133 57V55H135L136 54V52H135ZM144 50H146V51H144ZM176 50H175V48L172 50V52L174 53V52H176ZM185 50H186V48H185ZM185 50H184V52H185ZM195 51H198L199 52V50L196 48V49H194ZM193 50V51H194ZM200 50H201V47H200ZM223 50H224V48H223ZM227 50V51H228ZM239 51L238 52V55H239V53H241V52H243V51ZM56 51H60V52H58V53H55ZM109 51V50H108ZM170 51V52H169ZM190 51V52H191ZM96 53V55L97 56H95V53ZM100 52V53H99ZM102 52V53H101ZM111 52V51H110ZM111 52V53H112ZM178 52H181V51H178ZM178 52H177V54H178ZM188 52V51H187ZM197 52V54L195 55V59L194 60H196V56H197V60H198V57H199V60H200V63H202L201 62V59L203 60V58L205 59V57L206 56H204V55H202V54H206L207 56L209 55V54H207V53H205V52H203L202 54H201V52L200 53H198ZM236 52V53H235ZM66 53H69V55H71V57H69V56H67V55H65ZM130 53V54H131ZM135 53V54H134ZM146 54V53H148V54H146L145 56L143 55V54ZM155 53V52H154ZM153 53V54H154ZM157 53V52H156ZM156 53H155V55H156ZM162 53V54H161ZM182 53H183V51H182ZM192 53H194V52H192ZM229 53V52H228ZM229 53V55H233L232 53L230 54ZM83 54H84V56H83ZM87 54V55H86ZM99 54V55H98ZM122 54V55H121ZM152 54V55H153ZM185 53H183V55H184ZM188 54V53H187ZM191 54V53H190ZM189 54V55H190ZM201 54V55H200ZM108 55V56H107ZM140 55H143V57H142V59L141 58H139L140 57ZM165 56H167L166 54H164ZM171 55V54H170ZM182 55V56H183ZM186 55V54H185ZM199 55V56H198ZM219 55H220V57H219ZM237 55V54H236ZM66 56V57H65ZM86 56V57H85ZM99 56V57H98ZM149 56H151V55H149ZM169 56V55H168ZM182 56H180L181 58H182ZM192 55H190L188 58H187V61L189 60L190 61V65H192L193 66V56H194V54H193V56L191 57ZM203 58H202V57ZM233 56H235V55H233ZM91 57H93V58H91ZM153 57V56H152ZM171 57V56H170ZM173 58H174V56H172ZM171 57V58H172ZM200 57H201V59H200ZM209 57V56H208ZM207 57V58H208ZM213 56H211V58H212ZM214 57H215V55H214ZM96 58V59H95ZM139 58V59H138ZM149 58V57H148ZM164 58H166V57H164ZM176 58H177V56H176ZM207 58H206V61H207ZM210 58V60H212L213 62L212 63H214V60L213 59H211ZM140 59H141V61H140ZM154 59V58H153ZM158 59V58H157ZM179 59V58H178ZM185 60L184 61H186V57L184 58ZM38 60H40V61H38ZM172 60V59H171ZM177 60V59H176ZM183 60V58L180 60V61H182ZM209 60V59H208ZM209 60V61H210ZM218 60V59H217ZM35 61V62H34ZM129 61H131L132 63H133V65H130V66H128V62ZM136 61V65H135V62ZM144 61H146L147 62V64H148V66H147V69H145V67H144V64L143 63H146V62H144ZM158 61V60H157ZM156 60H155V62L153 63V65L157 62ZM174 60H172V62H173ZM204 62H205V60H203ZM209 61H207V62H209ZM54 64H53V63ZM112 62V63H111ZM131 62H129V64L131 63ZM159 63H160V61H158ZM195 63H196V65L199 63H197V61H194ZM218 62H219V60H218ZM33 63V64H32ZM36 63V65H34ZM103 63V64H102ZM105 63V64H104ZM108 65H107V64ZM117 63H118V68H119V63L121 64V65H123V66H120V68L121 69H118L117 68V66H114L115 64L117 65ZM131 63V64H132ZM142 64V65H140V64ZM184 63V62H183ZM186 63V62H185ZM188 63V62H187ZM206 63V62H205ZM204 63V64H205ZM110 64V65H109ZM124 64H127V66L126 65H124ZM137 64H138V66H137ZM158 64V63H157ZM171 65L173 64V63H170ZM176 64V65H177ZM204 64H202V65H204ZM208 64V63H207ZM210 64V63H209ZM207 65L208 67H210V65ZM29 65H31V66H29ZM98 65V66H97ZM100 65V66H99ZM106 65V66H105ZM152 65V66H153ZM174 65H175V63H174ZM175 65V67H177ZM195 65V66H196ZM200 65V64H199ZM198 65V66H199ZM202 65H201V67H202ZM252 65H253V63H250V64H248V66L247 67H252ZM113 66V67H112ZM126 66V67H125ZM136 66H137V68H136ZM145 66H146V64H145ZM150 66V67H149ZM154 66H156V65H154ZM197 66V67H198ZM206 66V67H207ZM111 67V68H110ZM119 70V72H118V70H116V68ZM134 67V68H133ZM140 67V68H139ZM143 67V68H142ZM149 67V68H148ZM174 67V66H173ZM194 67V66H193ZM204 67H205V65H204ZM105 68H109L111 71H113V72H111L110 73V71L109 72H107V69H105ZM115 68V69H114ZM130 68H132V69H130ZM136 68V69H135ZM162 68H164V69H162ZM86 69H88L87 70V72L85 71ZM103 69H105L106 70V72L107 73H105V72H103L104 70ZM123 69V70H122ZM129 69V70H128ZM138 69H139V71H138ZM176 69H178V68H176ZM175 69V70H176ZM196 69V68H195ZM12 70L14 71V72H12ZM27 70H29V72L27 71ZM32 72H34L35 71V74L34 73H32ZM83 70L85 71V73L83 72ZM98 70H103L102 71V73L100 74V72L101 71H99L98 72ZM115 70V71H114ZM124 70H125V72H124ZM136 71V73L134 72V71ZM147 70V71H146ZM163 70H165V74L163 75V74H161L160 75V73H164V71ZM171 70V71H170ZM196 70H199V68L198 69H196ZM205 70H206V68H205ZM9 71V72H8ZM17 72V74H16V72ZM128 71H130L131 72V74L130 73H128ZM142 71H144V75L142 74ZM177 71V70H176ZM175 71V72H176ZM209 71H210V69H209ZM67 72V73H66ZM76 72V73H75ZM89 72V73H88ZM97 72V73H96ZM124 72V73H123ZM147 72V73H146ZM185 74H184V73ZM189 72V73H190ZM12 73H14V74H12ZM20 73V74H19ZM41 73V74H40ZM57 73V74H56ZM61 73V74H60ZM112 73H113V75L114 74H116V75H112ZM87 74V75H86ZM94 74V75H93ZM108 74V75H107ZM118 74H120V75H118ZM122 74V75H121ZM133 74V75H132ZM139 74V75H138ZM193 74V75H194ZM209 74H210V72H209ZM15 75V77H13L12 78V76H14ZM38 75H42V76H38ZM112 75V76H111ZM137 75V76H136ZM169 75V76H170ZM175 75L177 76V77H175ZM200 75V76H199ZM203 75V77H201ZM8 76V77H7ZM21 76H24V77H22V78H20ZM28 76V77H27ZM30 76H32V78H30ZM132 76V77H131ZM144 76V77H143ZM145 76H146V78H145ZM167 76V75H166ZM166 76H165V78H166ZM172 76L170 77V78H167V79H171L172 78ZM189 76V77H188ZM210 78V76H211V78L209 79L208 77ZM27 77V78H26ZM36 78V77H38V78H36L35 80L33 79V78ZM148 77H150V78H148ZM158 77V78H157ZM195 77V76H194ZM200 77V78H199ZM176 78H178V79H176ZM202 78V80H200ZM209 80H208V79ZM21 79V80H20ZM28 79H29V82H28ZM134 79V78H133ZM150 79V80H149ZM153 79H156V81L157 82H159V84H162V87L160 86V88H157V82H155V83H152V82H154L155 80H153ZM185 79V80H184ZM196 79H197V81H196ZM204 79V80H203ZM206 79V80H205ZM17 80H20V81H17ZM23 80H25L26 82L25 83H27V85L24 83V81ZM153 80V81H152ZM161 80V79H160ZM173 80V79H172ZM177 80H179V81H177ZM23 81V82H22ZM30 81H31V84L33 85H31L30 84ZM152 81V82H151ZM171 81V80H170ZM174 81H173V83H174ZM192 83H194V84H192ZM199 81V82H198ZM204 81H206V82H204ZM181 82L183 83V84H181ZM197 82V83H196ZM203 82V83H202ZM210 82V83H209ZM152 83V84H151ZM188 83V84H187ZM196 83V84H195ZM29 84L31 85L30 87H28L29 86ZM151 84V85H150ZM154 84H156V85H154ZM159 84H158V86H159ZM167 84H165L166 86H167ZM23 85V86H22ZM180 85H181V88H179L180 87ZM24 87L23 89H22V87ZM144 86L142 87V88H144ZM8 87V86H7ZM14 87L16 88V90L14 89ZM25 87H27L26 88V90H24L25 89ZM32 87L33 88H35L36 89V91H34V90H31L32 89ZM56 87V86H55ZM154 87H156L157 88V90H156V88H155V90L156 91H154ZM165 87V86H164ZM176 88V89H174V88ZM184 87V88H183ZM38 88V89H37ZM172 88H173V90H172ZM183 88V89H182ZM18 89V90H17ZM21 89H22V91H21ZM58 89V86L56 87V89L54 88L53 89V91L54 90H56V91H59V90H57ZM153 89V90H152ZM180 89V90H179ZM6 90V91H7ZM24 90V91H23ZM175 90H178V92L177 91H175ZM147 91V89L145 90V88H144V91H142V94H143V97H145V95H149V93H148V91H147V93H145ZM8 92V91H7ZM10 92V93H11ZM13 92V93H14ZM177 92V93H176ZM165 93V94H164ZM25 94V93H24ZM27 94H28V92H27ZM30 94V93H29ZM142 97V96H141ZM158 97V98H157ZM152 98H154V100L152 99ZM160 98V99H159ZM161 98H162V100H161ZM157 99H159L158 101H157ZM149 102V103H147V102ZM152 101V102H151ZM154 101H155V103H154ZM157 101V102H156ZM160 102V103H159ZM147 103V104H146ZM118 106V105H117ZM152 108H154L155 106H151ZM130 108H125L124 109V111H122V112H120V115H118L119 114V112H118V114H117V112H115V111H117V108H114V109H116V110H114V113H113V108L112 109H110V110H108V113L106 114L105 112L107 111H105L103 114L104 115H102L101 117H103L101 120H99V121H95V122H93V125L92 126H89V127H91V128H93V129H91V130H88L86 133H84V134H88V141L91 143V144H94L95 142L96 143H98V144H107V145H109V144H112L113 142H121V141H124L123 140V132H121V129L119 128V123H120V119H121V117L122 116H124L128 111H129V109ZM149 108H150V106H149ZM59 111V110H58ZM57 111V113H59ZM110 111V112H109ZM63 112V111H62ZM61 111H60V113H62ZM57 113H51L52 115L54 114L55 116H54V123H55V119H56V121H58L57 122V128L56 127H54V128H52V130H51V128L49 129V128H47V129H42V130H40L39 129V131H37V130H33V129H31V130H33L34 131V133L32 132L30 135L28 134V136L30 137V136H34L35 138H29V139H27V134H26V138H24V135L25 134H21V137H19L20 136V134L19 133H17V131L16 130H18V126H20V125H16L15 127H16V129L13 127L14 126V124H15V122L17 121H15V122H11V123H14V124H11L9 121H11L10 120V118H12L13 117V115L12 116H10V118L8 117V119H9V121L8 120H6L7 122H9V125H8V123L6 122V126H2L1 124H2V122L4 123V120H5V118L3 119V121L1 122V124H0V157H2V159L3 160H1V162H2V164H1V162H0V175H1V177L3 178H1V180L2 181H4L5 182V180H7V178L9 179V177H12V176H14V177H16L17 179H19L20 180V178H21V181H24L25 179H26V177H28L27 175H26V173H25V170H26V167L27 166H25V163H27V161L26 162H23L24 160H19L18 162L19 163H13V161L15 160L14 159V157H13V159H11V164L13 165V168H11V164H10V168H11V171H8V173H7V171H6V173L7 174H10V176L8 177V176H6L7 174L5 173H3V172H5V169H6V164L5 163H9V161H10V159H8L9 157V155L13 152V150L15 151V147H16V145L21 141L23 144H26L27 142H29V141H54V142H56V141H59V144H67V145H75L76 143H77V141H79L78 139L76 140V138L74 139L75 141H71V138H69L68 136H70L69 134L71 133V130H72V128H69V126H67L66 124L68 123H65L66 121L65 120H67V121H69L68 119L70 118V117H68L67 116V114L64 116V113H66L65 111H64V113H62V114H58V115H56ZM109 113H110V115H109ZM116 113V114H115ZM123 113V114H122ZM111 114H115L114 116H112ZM46 115H48V114H46ZM60 115H62L63 117H60ZM108 117H107V116ZM49 116V115H48ZM60 118H59V117ZM50 117V116H49ZM53 118V117H52ZM68 118V119H67ZM72 118V117H71ZM105 118V119H104ZM7 119V118H6ZM2 120V119H1ZM13 120H15V118L13 119ZM53 120V119H52ZM52 120H51V122H52ZM104 120V121H103ZM65 121V122H64ZM18 122V121H17ZM59 122H61V123H59ZM63 122V123H62ZM20 123H22V122H20ZM20 123H16V124H20ZM47 124H49V123H47ZM59 124H61L62 125V127L59 125ZM69 124V123H68ZM71 124H74V123H71ZM99 124V125H98ZM3 125H5V124H3ZM13 125V126H12ZM34 125V124H33ZM50 125H51V123H50ZM49 125V126H50ZM64 125V126H63ZM95 125V126H94ZM7 126H11V127H13V129L10 127V128H8V130H10V132H8V130L6 129L7 128ZM22 126H24V127H26L27 126V124L26 125H24V124H22ZM37 126H38V124H37ZM40 126V125H39ZM43 127H44V125H42ZM55 126V125H54ZM4 127H6L5 129H4ZM32 127V126H31ZM35 127V126H34ZM47 127V125H45V128ZM58 127H59V130H58ZM60 127L61 128H64V129H60ZM20 128V127H19ZM37 128V127H36ZM35 128V129H36ZM49 129V130H48ZM13 130H15V131H13ZM30 130V131H31ZM52 132H51V131ZM56 130V131H55ZM62 130V131H61ZM5 131V132H4ZM13 131V132H12ZM48 131V132H47ZM12 132V133H11ZM36 132V133H35ZM41 132V133H40ZM43 132V133H42ZM67 132H69V133H67ZM10 133V134H9ZM18 136H17V135ZM43 134V135H42ZM51 134V135H50ZM56 134V135H55ZM39 135V136H38ZM47 135V136H46ZM52 136V137H56L57 139L55 140H47L46 138L48 137V136ZM68 135V136H67ZM80 135H82V133H78V135L77 136H80ZM154 135V134H153ZM22 136H23V139H22ZM46 136V137H45ZM5 138V139H4ZM19 138V139H18ZM67 138V139H66ZM69 138V139H68ZM152 138H154V136L152 137ZM35 139V140H34ZM70 140V141H69ZM144 140H149V137L148 136H146L143 132H142V141H144ZM17 141V142H16ZM156 141H160L159 142V144L156 146V150L157 151H154L152 154H148L147 156H145V157H143V158H147L148 160H152V158H154V159H157V160H159L157 163H156V167L155 168H153V169H151V173L152 174H150L149 176L151 177V178H153V179H158L159 177H161V176H163L164 175V170H163V164H169L170 165V163H172L173 162V164H176V163H178V161H179V159H180V157L183 155V156H185L186 158H189L190 160H192V161H194V156L192 155V154H190V153H192V152H189V153H187L186 151H179V150H176V149H174V147H175V145H178V141H176V140H174V139H171V140H168V141H164V140H156ZM7 142V143H6ZM167 142H172V145H170L169 147H167L166 146V144H167ZM189 142H193V141H189ZM58 142H56V144H57ZM196 143V142H195ZM194 143V144H195ZM192 144V143H191ZM194 144H192V146H194ZM55 144L53 143V145H52V143H50V145H48V147L46 148L47 150H48V152L49 151H51V150H53V146H54ZM52 146V147H51ZM2 148V149H1ZM172 148V149H171ZM45 149V148H44ZM161 149V150H160ZM169 150V151H168ZM174 150V151H173ZM37 151V152H36ZM177 151V152H176ZM42 152V153H41ZM45 152V153H44ZM46 150H43L42 148L41 149H38V148H36L35 149V152L34 153H36L35 155H42V156H44V154L46 155L47 153H48ZM101 151H99V153H100ZM14 153V152H13ZM12 153V154H13ZM153 154H156V155H153ZM180 154H182V155H180ZM38 155V156H39ZM5 158H7L6 160H5ZM1 159V158H0ZM5 160V162L3 163V161ZM8 161V162H7ZM17 161V160H16ZM171 161V162H170ZM22 162H23V165H22ZM83 163H85V162H83V161H80L79 162V165H78V162H77V164H72V163H70V162H67V161H64L62 164H63V167H64V173H65V177H69V175H70V173H71V169L74 167V166H76V167H78V166H80V165H82V166H80V168H83V171L85 170V169H87L88 168V166H83ZM17 164V165H16ZM144 164V162L142 161V170L143 169H146L147 168V166H145V165H143ZM3 165H5V166H3ZM22 165V166H21ZM28 165V164H27ZM34 166V165H33ZM35 167H38V166H35ZM152 168V167H151ZM18 170V171H17ZM22 171V172H21ZM91 171H93L92 169H89V172H91ZM15 172H17V173H15ZM19 173V174H18ZM3 174V175H2ZM14 174V175H13ZM17 174V175H16ZM4 176L6 177V178H4ZM30 178V180L31 179H34V178H38L37 176H29ZM1 180H0V182H1ZM7 182V181H6ZM2 185L4 184L3 182L1 183ZM1 185V186H2ZM1 186H0V188H1ZM5 186H7V185H3V190L4 191H7L6 190V188H5ZM84 188H87V189H91V188H88V187H84ZM93 188V187H92ZM2 192H4L3 190H2V188L0 189ZM0 193V197H2L6 192H4V194L3 193ZM69 192H71V191H69ZM68 193V192H67ZM66 193V194H67ZM38 194V193H37ZM54 194V193H53ZM52 194V196H49L50 194L48 193V194H43V193H40V195H39V198H40V196H41V198L44 196V195H48V199L50 200V201H52V202H54V204L56 205V206H61V205H63L62 206V208L63 207H65L66 205H67V201H69V203H70V201H72V203H68V205L66 206V209L67 210H71V214H70V211H69V214L67 213V212H64V210L63 209H61V207H60V210H63V216L65 215V213H66V215H65V217H64V219H67V218H69L67 215H72V217L70 218V219H72L73 221H75V220H78V221H76L77 223H79V224H81L80 222H83L82 220H81V218L82 219H84L85 221H88V220H90L89 222V224L90 225H92L94 228H96L97 227V225H94V224H91V222L92 223H94L93 221H91V220H94V221H96V222H102V223H106L107 221H108V217H107V215H108V210L106 209V208H100V210H98V207H96L97 205H99V204H101V202H102V197H100L99 196V194H97V193H93L92 195H93V200L94 201H91V202H89L88 203V201H86V203H84L82 200H79L80 198H77V197H74V195H76V193L74 192V194L73 193H68L67 195H70L71 194V196H72V194H73V197H68L67 195H65V192H63V193H61V195H59V193L57 194V196L54 194L53 195ZM2 195V196H1ZM31 194H28V196H30ZM61 197V198H60ZM73 198H75V200L73 199ZM60 200H61V202H60ZM73 200H74V202H73ZM78 200V201H77ZM63 201V202H62ZM76 201V202H75ZM77 202H78V206L76 205L77 204ZM81 203V205H79ZM85 204H86V206H85ZM30 205V204H29ZM29 205H26V207H24V209L23 210H21V212L22 213H20L19 214V211L18 212H10V211H7V209H6V211L10 214V216H9V214L7 215L6 214V211H5V208L3 209L2 207L0 208V214H3L4 213V215L5 216H1L0 215V226H2V227H0V230H2L1 232H0V236H4V237H2L3 239H5L6 240V242L8 241H12L13 242V239H14V243H8V247L4 244V243H6L2 238H0L1 240H0V264H21V263H25V264H49V262H50V264H56V263H61V264H90V262H91V264H92V259H93V257H97V256H100L101 255V253H100V251L102 252V253H106V252H109V250L111 251V247L109 246V247H107V245L105 246V249L106 250H104V247H102V248H100V247H98V249H97V246L96 245H98L99 243H100V240H98V241H95L93 244L94 245H92V247H91V245H89V247H91V248H89L88 247V245L86 244V243H83V242H79V241H77L76 240V237H75V235H74V233H72V232H70V234H69V232H67L68 230H65L66 228H65V226L63 227V225H57V224H59V223H52V222H57V221H55V220H52V219H50V220H52L51 222L49 221V218L48 219H46V217L45 216H43V215H41V214H39V216H38V214H37V211H38V206H36V205H38V204H36V205H34L33 207H35V208H31V206H29ZM76 205V206H75ZM90 205V206H89ZM0 206H1V203H0ZM84 206V207H83ZM27 207H29L30 209H28ZM71 207H72V209H71ZM77 207H80V208H77ZM36 208H37V210H36ZM70 208V209H69ZM83 208V209H82ZM86 208H87V210H86ZM88 208H89V211H88ZM210 208V209H209ZM209 208H207V209H202L201 211H199V212H197V215L196 216H198V215H201L202 213H203V216H198L197 217V224L196 225H199V227H200V225L201 224H203V222H204V217H210V221H209V223L206 225L207 226V233H209V235L207 234V235H205V233H201V231L202 230H200V228H199V232H198V234H197V236H196V247H197V250H195V249H193L190 245H183V244H180V241L182 242V241H184L185 240V236H184V234L183 233H185V232H182V233H180V232H178V235L176 234V237H177V239L179 240L177 243H172L171 242V240H170V235H168V234H165L164 235V244H163V247L164 248H167V249H169V250H173V248L175 249H177V254H176V260L177 261H179L178 263L179 264H244V263H246V264H264V222L263 221H261V218L260 219H258V220H256V222L258 223H256V225H257V227H255L256 228V232L252 235V240L250 241V243H248V242H246L245 240H244V237H243V235L240 233V231H239V228H238V225L236 224L238 221L240 222L241 220H242V213L244 212V210H246L247 209V207H241V208H238L237 206H228L227 208H225V209H222L221 211H215V209H214V207H209ZM260 208V209H259ZM3 209V210H2ZM32 209H33V211H32ZM237 209H238V213H240V214H238V215H234L235 214V212L237 211ZM78 210V211H77ZM79 210H80V213H79ZM83 210H85V212H86V214L87 215H85V212L83 211ZM241 210H242V212H241ZM258 210H259V215H260V217H264L263 216V208H262V204L261 203H259V205H258ZM24 211V212H23ZM73 211H75V213L73 212ZM81 211L84 213V215H83V213H81ZM90 211H92V212H90ZM35 212H36V214H35ZM39 212V211H38ZM88 212V213H87ZM89 212H90V215H89ZM211 212V213H210ZM12 213V214H11ZM113 213V212H112ZM119 213V215H121L122 214V212L121 211H116L114 214H118ZM208 213V214H207ZM75 214V215H74ZM96 214V215H95ZM114 214H113V216H114ZM15 215V216H14ZM17 215H18V217L20 216V218H18V219H16L17 218ZM40 215H41V219L39 218L40 217ZM89 215V216H88ZM38 216V217H37ZM63 216H61V218L63 219ZM75 216V217H74ZM81 217L80 218V220L77 218V217ZM228 216V217H227ZM5 217V218H4ZM16 217V218H15ZM96 217V218H95ZM26 218V219H25ZM98 218H99V220H98ZM11 219V220H10ZM13 219V220H12ZM97 219V220H96ZM229 221H228V220ZM68 220V219H67ZM80 221V222H79ZM2 222V223H1ZM14 222V223H13ZM38 222L40 223V225L38 224ZM35 223H37V224H34ZM41 223H43V225L41 224ZM45 223V224H44ZM50 223V224H49ZM223 223V224H222ZM52 224H54V225H52ZM177 224H178V226H179V228H182L183 226H185L186 224H187V221H186V219H182V218H178V220H177ZM8 225V226H7ZM24 225V226H23ZM36 225H39L38 227L36 226ZM45 225H46V227H47V229L46 228H44L45 229V232H47L48 234V236H50V237H47L46 236V233H42V230L44 231V229H43V227H45ZM258 225H259V228H258ZM20 226V227H19ZM50 226H52V227H50ZM210 226H211V228H210ZM224 226V227H223ZM261 226V227H260ZM3 227H5V228H3ZM40 227H41V229H40ZM50 227V228H49ZM63 227V228H62ZM93 227H91L92 228V230L94 231V228ZM210 229H209V228ZM2 228V229H1ZM10 228V230H12V232H10L9 230V234L8 233H3V232H5V230H7V229H9ZM34 228L37 230H34ZM238 228V229H237ZM260 228H262V230L260 229ZM3 229H4V231H3ZM230 229H232V230H230ZM22 230V231H21ZM40 230V231H39ZM98 230V228L94 231V232H100V231H97ZM213 230V232H211ZM215 230V231H214ZM262 231V232H260V231ZM25 231H26V233H25ZM237 231V232H236ZM34 232V233H33ZM106 232V231H105ZM105 232L103 231V233L105 234ZM102 233V234H103ZM63 234V235H62ZM72 234H73V236H72ZM200 234H201V236H200ZM211 234V235H210ZM26 235V236H25ZM41 236V237H39V236ZM255 235V236H254ZM16 236V237H15ZM46 236V237H45ZM234 236V237H233ZM6 237V238H5ZM18 237V238H17ZM38 239H37V238ZM66 238V239H64V238ZM75 237V238H74ZM12 238V239H11ZM42 238V239H41ZM216 238V239H215ZM255 238V239H254ZM259 238V239H258ZM28 239V240H27ZM41 239V240H40ZM63 239V240H62ZM199 239V240H198ZM229 239V240H228ZM43 240V241H42ZM51 240V241H50ZM52 240H53V242H52ZM57 240H58V242H63V241H65L67 244H69V245H67V246H65L66 245V243H65V248L63 249V247H61L60 248V244H62V243H58L57 242ZM231 240V241H230ZM238 240H240V241H238ZM263 240V241H262ZM2 241V242H1ZM37 241V242H36ZM41 241V242H40ZM45 241H48L49 242V244H51V242H52V249L53 250H51V252H50V250H49V248H50V246H49V244L46 242V244H48V248H47V245L46 244H44L45 243ZM218 241V242H217ZM240 242L239 244L240 245H242V247H239L240 245L238 244V242ZM262 241V242H261ZM4 242V243H3ZM21 243V244H19L18 246H17V243ZM39 242V243H38ZM54 242H56L55 244H53ZM71 242V243H70ZM74 242V243H73ZM76 242L77 243H79V244H76ZM99 242V243H98ZM258 242V243H257ZM23 243V244H22ZM44 244V247H43V244ZM81 243H83V244H81ZM96 243H98V244H96ZM226 243H228L230 246H231V253L229 254V255H227L224 251H222V247H223V245H225ZM255 243H256V245L257 246H260V247H255L256 245H255ZM260 243H262V244H260ZM4 244V245H3ZM7 244V243H6ZM10 244H12V245H10ZM25 244V245H24ZM32 244H34V245H32ZM57 244H58V246H57ZM85 244H86V246H85ZM23 245V246H22ZM27 245V247L25 248V246ZM41 245V246H40ZM46 245V246H45ZM54 245V246H53ZM55 245H56V247H58V248H56L57 250H54V247H55ZM73 245V246H72ZM108 245H110V244H108ZM173 245V246H172ZM263 245V246H262ZM15 246V247H14ZM22 246V247H21ZM18 247V248H17ZM21 247V248H20ZM69 247V248H68ZM72 247V248H71ZM191 247V248H190ZM233 247V248H232ZM70 250V252H71V250H73L74 252H72L73 254H75L74 256H73V254H72V256H71V254L69 255V252L67 253L68 255H66V256H70V257H74V258H68V259H64L63 257H64V255L62 256V253L61 252H63V254H64V251H65V253H66V250H68V249ZM109 248V249H108ZM236 248V249H235ZM260 248H262V249H260ZM45 249V250H44ZM48 249V250H47ZM62 249V250H61ZM95 249V250H94ZM97 249V250H96ZM193 249V250H192ZM232 249H234V250H232ZM256 249H257V251H256ZM43 250V251H42ZM59 250V251H58ZM100 250V251H99ZM104 250V251H103ZM195 250V251H194ZM260 250V251H259ZM27 251V252H26ZM58 251V252H57ZM90 251V252H89ZM94 251H96V252H94ZM106 251V252H105ZM233 251H235V252H233ZM251 251V252H250ZM75 252H77V253H75ZM85 254H84V253ZM26 253V254H25ZM55 253V254H54ZM56 253H58V254H56ZM96 253V254H95ZM251 253V254H250ZM20 254V255H19ZM76 254H78L77 256H76ZM84 255V256H82V255ZM236 256H234V255ZM9 256L8 258L6 257V256ZM13 257L14 259H12V258H10V257ZM17 256V257H16ZM27 256V257H26ZM65 256V257H66ZM249 256V257H248ZM30 257V258H29ZM59 257V258H58ZM60 257H62L63 258V260L65 261H63L62 260V258L60 259ZM78 259H77V258ZM81 257V258H80ZM252 257V258H251ZM4 258V259H3ZM6 258H7V260H6ZM25 258V259H24ZM27 258V259H26ZM50 258V259H49ZM53 258H58L57 260H59L60 259V262L58 261V262H53V263H51L52 262V259ZM67 258V257H66ZM84 258V259H83ZM16 259V260H15ZM22 259V260H21ZM35 259V260H34ZM70 259H75V260H73V262H72V260L71 261H69ZM50 260V261H49ZM91 260V261H90ZM242 260V261H241ZM11 262V263H7V262ZM22 261V262H21ZM54 261H56V260H54ZM63 261V262H62ZM76 261V262H75ZM81 261V262H80ZM185 261V262H184ZM210 261V262H209ZM244 261V262H243ZM6 262V263H5ZM69 262V263H68ZM166 264H171L170 262H166Z\"/></svg>",
  "mask_w": 264,
  "mask_h": 264
}]
</instances>
